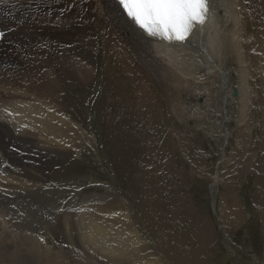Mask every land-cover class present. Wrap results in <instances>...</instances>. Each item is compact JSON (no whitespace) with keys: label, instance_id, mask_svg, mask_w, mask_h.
I'll list each match as a JSON object with an SVG mask.
<instances>
[{"label":"rangeland","instance_id":"1","mask_svg":"<svg viewBox=\"0 0 264 264\" xmlns=\"http://www.w3.org/2000/svg\"><path fill=\"white\" fill-rule=\"evenodd\" d=\"M244 2L248 86L243 94L239 63L229 53L226 128L218 125L224 115L216 75L196 87L161 68L163 77L119 41L109 50L105 37L114 27L96 10L97 72L89 86L62 84L65 108L91 129L95 148L83 140L82 157L73 155L58 172L81 184L83 194L93 187L119 197L148 249L166 264H264V0ZM132 79L147 80L150 101L142 112ZM0 98L21 124L19 99ZM8 146L11 152L15 143Z\"/></svg>","mask_w":264,"mask_h":264},{"label":"bare ground","instance_id":"2","mask_svg":"<svg viewBox=\"0 0 264 264\" xmlns=\"http://www.w3.org/2000/svg\"><path fill=\"white\" fill-rule=\"evenodd\" d=\"M210 1V19L202 30L197 26L192 44L147 37L117 9L115 0L0 4V97L18 98L26 116L14 124L10 108L0 98V264H166L148 249L119 197L101 196L93 187L83 194L81 184H71L58 172L73 155L82 157L83 140L95 148L93 132L73 117V108H65L60 92L63 83L88 85L97 72L101 43L92 24L96 10L114 27L112 36L105 37L109 50L119 41L163 77L161 68L185 82L191 79L196 87L203 86L202 78L216 75L224 115L218 125L226 128L231 77L225 67L227 55L238 61L244 82L248 74L245 0ZM250 44L253 48L254 42ZM198 70L204 72L196 75ZM130 86L137 90L133 102L142 112L150 101L147 80L132 79ZM247 86L245 82L243 94ZM215 180L216 175L210 186L213 194Z\"/></svg>","mask_w":264,"mask_h":264},{"label":"snow or ice","instance_id":"3","mask_svg":"<svg viewBox=\"0 0 264 264\" xmlns=\"http://www.w3.org/2000/svg\"><path fill=\"white\" fill-rule=\"evenodd\" d=\"M5 2L0 0V4ZM115 3L147 37L168 43L192 44L193 33L197 26L202 30L210 12L209 0H115Z\"/></svg>","mask_w":264,"mask_h":264},{"label":"water","instance_id":"4","mask_svg":"<svg viewBox=\"0 0 264 264\" xmlns=\"http://www.w3.org/2000/svg\"><path fill=\"white\" fill-rule=\"evenodd\" d=\"M232 95H233V96H236V95H237V90H236L235 87H234L233 90H232ZM200 101H201V98H200Z\"/></svg>","mask_w":264,"mask_h":264}]
</instances>
